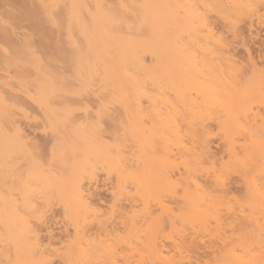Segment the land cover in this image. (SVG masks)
<instances>
[{
  "label": "rangeland",
  "instance_id": "374dc122",
  "mask_svg": "<svg viewBox=\"0 0 264 264\" xmlns=\"http://www.w3.org/2000/svg\"><path fill=\"white\" fill-rule=\"evenodd\" d=\"M44 1L57 3L56 7L51 8L57 24L50 19L53 14L48 18L42 7L40 12L37 0H0V95L3 94V98L0 97L8 98V102L12 100L9 105L13 107L0 111V264H233L242 257L251 259L254 264H263L264 0H217L229 7L226 10L230 11L224 9L225 14L214 12L208 4L214 0H202L203 3L200 0H186L188 3L196 1V5L193 3L192 6L198 7L201 14L208 10L204 13L207 14V18L204 15L206 25L197 26L203 36L199 35L194 44L191 41L192 51L198 60L203 54L209 58L206 66L200 68L203 75L199 73L200 76L204 80L214 79L215 68L222 74L226 70L227 77L230 75L232 79L226 77L225 82L227 79L234 80L233 84L240 83V88L236 84L234 87L231 84L229 88L231 85L225 82L222 85H226L230 92L236 88L241 96L238 95V100L231 103L229 97L240 93L235 89L236 94L233 90L231 95L227 93V88H221L226 91L222 92L221 97H227V102L235 109L233 112L229 106L224 107L227 103L225 99L226 103L217 108L211 104V100L206 102L205 94L198 96L191 92L197 103V106H192V117L175 121L169 118L172 112L166 95L171 93L165 87L167 82L159 85L161 91L158 90L161 77L157 78L158 83L155 82L156 89L152 85L155 75L159 74L156 69L159 59L146 47L143 48L141 43L144 39L149 40L147 29L151 26L149 19L146 20L147 16L140 18H145L143 22L138 18V8L141 6L138 4L145 0H128L130 3L126 0L124 6L125 0L100 2L102 7L105 5L104 8L123 10V19L125 16L127 18L122 30L132 39L135 36L137 40L140 36L135 47L143 63L140 74L144 75V68L149 70L148 66H157L152 68L157 72L155 78L150 70L146 78L141 76L145 93L139 94L129 106L133 115H129L118 102L115 103L116 95L109 97L107 93L113 89L108 88L107 92L105 87L98 86L97 91L96 83L102 86L97 75L92 76L89 85L82 81L85 73L82 65L78 67L81 70H77L68 58L74 50L68 34L79 41L80 36L76 30H69L65 26L67 0ZM166 2L171 4L174 0ZM85 4L90 11L95 9L93 0H85ZM125 4L129 10L124 8ZM166 10L163 13L171 16L174 8L172 11ZM82 15L88 22L87 12H82ZM161 20L165 24L164 17ZM147 23H150L148 28ZM169 32L165 33V37L171 34ZM186 35L179 37L181 42L186 41ZM160 37L155 41L158 54L159 51L165 52L168 45L162 41L168 43L174 40L161 37L162 40ZM179 47L175 45L172 50L178 51ZM33 57L41 59V74L33 64ZM180 60L172 59L170 62L172 66L179 67L183 59ZM252 60L256 62L257 70L253 68L256 72L250 68ZM217 63L219 66H215ZM236 68L239 75L237 72L233 74ZM247 72H252L250 75H253L254 82H261L263 95H258L259 88L254 82L249 83L254 98H248L249 90L247 92L246 88L244 92L241 91L244 87L241 84L247 79L241 78V75ZM40 79L41 86L47 80L57 81V85L61 81L63 86L57 92L62 93H45L47 97H42L41 105L36 103L30 96ZM28 91L30 95L26 94ZM45 97L48 102L44 103ZM245 100L249 104H244ZM234 103L238 104L237 109L242 106L248 108L242 107L239 109L243 110L239 111ZM176 106L174 109L180 110V104ZM222 107L224 110H221ZM44 108L48 110L47 114ZM202 111L206 112L207 117L200 113ZM207 112H212V117ZM241 112L244 118L238 116ZM227 113L229 116L225 115ZM7 114L9 119L6 118ZM87 126L90 128L86 130ZM174 127L177 129L175 133L180 135L176 140L171 135ZM10 134L13 136L9 137ZM192 134H204L211 154L200 151L198 147L192 151L182 150L186 142L185 149L193 142L190 138ZM251 134L254 136L252 141ZM7 137H14L16 140H11L12 144H17L14 147L10 145ZM258 146L263 152L257 151ZM255 153L257 156L263 154V158L255 159L257 163L252 161ZM39 169L41 176L35 173H39ZM33 173L41 180L36 179ZM14 178L18 185H15ZM21 180L30 184L29 188L32 187L29 199L33 209L21 205ZM72 181H76V189ZM10 198L15 199L14 203L8 201ZM8 203H12L14 208H10L12 204L8 208ZM11 209L22 210V213L25 211L27 219L31 218L29 222L35 224L37 221V228H8ZM152 241H155V248L149 245ZM47 253L51 255L47 256Z\"/></svg>",
  "mask_w": 264,
  "mask_h": 264
},
{
  "label": "bare ground",
  "instance_id": "6f19581e",
  "mask_svg": "<svg viewBox=\"0 0 264 264\" xmlns=\"http://www.w3.org/2000/svg\"><path fill=\"white\" fill-rule=\"evenodd\" d=\"M94 1V6H95V9L94 10H89L88 8H87V6H86V4H85V0H67V6H68V9H67V11H66V13H65V19H64V21H65V26L70 30V29H74V30H76L77 31V33L79 34V36H80V41L79 40H76L72 35H70V34H68V36H69V40L72 42V44H73V53L70 55V57H68L69 58V61H70V63H71V65L72 66H74V68H76L77 70L80 68L79 66H81L82 65V67H83V72H85L84 73V75H83V79H82V81H85V82H87L88 83V85H89V82L90 81H92L91 80V78H93L92 76L93 75H97L98 77H99V80L101 81V83H102V86L101 85H98L99 83L97 82L96 84H97V86H96V89H97V91H99L98 89L101 87V88H103V87H105L106 89L105 90H107V92H108V88H110L111 90L113 89V91H111V92H108L107 94H109V97H110V95L111 94H114V95H112V97H114L115 95V99H114V101H115V103H119V105H121V106H123L122 108H124V110L130 115V113L133 115V110H132V108L130 107L129 108V106L131 105V104H133V101L137 98V96L139 95V94H141L142 92L143 93H145V90H143V81H142V78H146V76L149 74V73H147V72H149V70H150V73L152 72H154L153 71V69H154V66H155V64L154 65H151L152 67L150 68V66H148L149 67V70H148V68L146 69V68H144V72H145V74L144 75H141L140 74V72L139 71H141L142 69H141V66L143 67V63H142V61H141V59H140V54H139V52H137V50L135 49V47L136 46H138L137 44L139 43V42H137V44H136V41H138L139 40V38H140V36H138L139 38L137 39V40H135L134 39V37H133V39H132V36L130 37V36H128L127 35V33L125 34L124 33V29L122 30V26L125 24V18H127V16H125V18L123 19V16H122V11H114L113 9L114 8H108L107 6H106V8H108V9H106V8H104V6L102 7L100 4V2H101V0H93ZM103 1V0H102ZM132 1V0H131ZM144 1V0H143ZM160 0H145V2H141V4L139 3V2H134L135 4H137V3H139L138 5H141V6H139V13H140V17H138L139 18V20L140 21H142L143 19H145L144 17L145 16H147V19L146 20H148V21H150L151 22V26H150V29L148 28V26L150 25V23H147L148 25H147V30H148V32H149V36H147L148 38L147 39H149V40H146V39H144V42H141L142 43V47L143 48H145V49H147V51H150L151 53H152V55H154V57H155V55L157 56L156 58L157 59H159V64L157 65L158 66V68H156V69H158L157 71L159 72V74H156L157 72H154L152 75V77L153 78H155L154 77V75L156 76V78H155V81H154V83L157 81V83H158V77L160 78L159 79V83H158V86L159 85H163V84H165V83H163V82H167V86L165 85V87H167L168 88V92H170L171 93V95H166V98L168 99V101H166L168 104H169V108L171 109V112H172V115H170L171 117H169L172 121H175V120H184V119H190L191 117H192V114L194 113V111H192V106H197L196 104L197 103H195V100H196V97H192V95H191V92H193V93H195L196 95H204L205 94V98L206 99H208L206 102H208L209 100H211V104L212 105H214L215 107H217V108H219V107H221V106H223L226 102H227V100L228 99H226L227 97H224V95H223V98L221 97L222 95V92H224V93H226V91H224L226 88H227V86L226 85H228V86H230L231 84L233 85V87H234V85L236 84L237 86L236 87H239L238 86V84H240V83H235V84H233L234 82V80H231L232 79V77L229 75L228 77H231V79L229 80V79H227L228 81L227 82H225L226 81V77H227V74H226V70L224 71L225 73L224 74H222L223 72H221V71H219V69H218V71H217V69L215 68V70L217 71H215V73H214V75H216V76H212V77H215L214 79H211V78H209L208 80H204V78H202V66L204 65V66H206V62L208 61V57H206V55H201L200 57H201V59H199L198 60V58L196 57V55H195V53L192 51V48H193V46H192V44H191V41H194L193 42V44L195 43V41L197 40V39H199V38H197L199 35L200 36H203V35H201V33H199L200 31H201V29H199L197 26L198 25H200V26H205L206 25V21H205V19L207 18V14L205 15L204 13L205 12H207V11H203L202 13L203 14H201V13H199L198 11H200L199 9H197L196 8V6H192V4L193 3H195L196 1H190V3H188V1H186V0H174V2H172L171 3V0H169V2L171 3V4H167V2H166V0H161L160 2H159ZM202 3H203V1H205V0H200ZM219 1V0H218ZM217 0L215 1H212V4H210V3H208L211 7H212V9L213 10H215L214 12H219V13H217V14H225L227 11H230V10H226L227 8L229 9V7H226L227 6V4H226V6H225V4L223 5L222 4V2H218ZM58 2V1H57ZM120 2H123V1H120ZM127 2L128 3H130L128 0H127ZM126 2V0H125V2H123V4H122V6H124V3H127ZM209 2V1H208ZM232 2V1H231ZM115 3V2H114ZM143 3V4H142ZM235 3H236V1H235ZM37 4H38V9L40 10V12L42 11L41 10V7H42V9H43V12L45 11L46 12V15L48 16V18H49V16H51V14H53V13H51V8L53 7V6H55L57 3L56 2H49V3H46L44 0H37ZM120 4V3H119ZM133 4V3H132ZM135 4H134V7H136L135 6ZM166 4H167V6H166ZM191 4V5H190ZM198 4V3H197ZM205 4H207L206 2H205ZM207 4V5H208ZM221 4V5H220ZM234 4V3H233ZM103 5V4H102ZM117 5H118V3H117ZM130 6H132L131 4H129ZM173 5V6H172ZM193 5H196V3L195 4H193ZM115 6V5H114ZM114 6H112V7H114ZM125 6L126 7H124V8H127V5L125 4ZM130 6H129V8H130ZM168 8V7H170V9L168 8H166V7ZM192 6V7H191ZM200 6H201V4H200ZM200 6H199V8H200ZM231 6V5H230ZM56 7V6H55ZM133 7V8H134ZM163 7H165L164 8V10H163ZM172 7V8H171ZM226 7V8H225ZM66 8V7H65ZM117 8V7H116ZM132 8V7H131ZM173 8H174V11H172L173 10ZM232 8V7H231ZM118 9H120V8H118ZM138 9H136V8H134V10H137L138 11ZM203 10H204V6H203V8H202ZM207 9V8H206ZM205 9V10H206ZM224 9L226 10V12H223L224 11ZM232 9H234V7L232 8ZM231 9V10H232ZM254 9V8H253ZM84 10V11H83ZM125 10V9H124ZM127 10H129L128 8H127ZM169 11V10H171L172 11V14H171V16L170 15H168V14H166V13H163L164 11ZM210 11H211V9H209ZM87 12V16H88V19H89V21L88 22H86L85 21V18H84V16L82 15V12ZM131 11V10H130ZM42 12V13H43ZM44 12V13H45ZM128 12V11H127ZM131 12H133V11H131ZM201 12V11H200ZM133 14H136V12L135 13H133ZM45 15V16H46ZM130 15V14H129ZM137 15V16H138ZM144 15V17L142 18V19H140L142 16ZM206 16V18H205V16ZM168 16H170V17H168ZM56 17V16H55ZM59 17H60V15H59ZM64 17V16H63ZM130 17V16H129ZM133 17V16H132ZM161 17H164V21H165V24H163V20H161ZM50 19L53 21V23H55V24H57L58 22H57V20H56V18H54V14H53V18L52 17H50ZM41 20V19H40ZM62 20V19H61ZM138 20V21H139ZM161 20V21H160ZM128 21H130L129 20V18H128ZM133 21V20H132ZM134 21H136V20H134ZM137 21V22H138ZM144 21V20H143ZM142 21V22H143ZM131 22V21H130ZM137 22H134V23H137ZM204 22H205V24H204ZM64 23V22H63ZM160 23L162 24V25H160ZM138 24V23H137ZM202 24H204V25H202ZM208 24V23H207ZM138 25H140V24H138ZM138 25H135V26H138ZM163 25H165V26H163ZM64 26V27H65ZM125 26V25H124ZM162 27H163V30H162ZM206 28V27H205ZM130 29V28H129ZM172 29V31H170ZM170 31V32H169ZM171 33V34H168V35H166V37H165V33ZM175 34V38H173V33ZM203 32H205V30L203 31ZM134 33H136V31L134 32ZM188 33H189V35H188ZM129 34H130V32H129ZM132 34V33H131ZM164 34V35H163ZM178 34H179V36H178ZM182 34H187L186 36H185V38L184 39H186V41L184 42H181V40H180V38H181V36H182ZM161 35H163V36H161ZM171 37H170V36ZM163 37V38H170V40L173 38L174 40H173V42H171V41H169L170 43H172V45H170V43L168 42V43H166V41H162V40H164L163 38H161V37ZM176 36H178L177 38L180 40V42L178 41V39L176 38ZM150 37V38H149ZM158 37H160L162 40H159V41H162V42H165V44L167 45L166 47V50H165V52H163V53H161L160 51H159V54L156 52L157 50V45L155 44V41H156V39L158 38ZM180 37V38H179ZM167 38V39H168ZM175 39H177V42L175 41ZM147 41V42H146ZM174 41H175V43H174ZM188 42L190 43V45H188ZM147 44V43H149V45L148 46H145L144 44ZM174 43V44H173ZM180 45V47H179V50L177 51L176 49H173L172 50V48H174V46L176 45L177 47ZM140 45V44H139ZM169 46H170V48H169ZM172 46V47H171ZM148 47V48H147ZM20 48V47H19ZM152 48V49H151ZM156 48V49H155ZM190 48H191V50H190ZM160 49V48H159ZM170 49V50H169ZM176 50V51H175ZM16 51H17V49H16ZM175 51V52H174ZM190 51H192V52H190ZM23 52V51H22ZM161 53V54H160ZM174 53V54H173ZM214 54H215V52H213ZM28 54H30L29 52H28ZM53 55V54H52ZM159 55V56H158ZM174 55V56H173ZM177 55V56H176ZM63 56V55H62ZM205 56V57H204ZM179 57V58H178ZM155 58V59H156ZM205 58H207L206 59V61L204 60ZM172 59H173V61L175 60H178V59H183V61H181L180 63H182L179 67L178 66H172V62H170V61H172ZM251 59V58H250ZM11 60V59H10ZM7 61V60H6ZM158 61V60H157ZM156 60H155V62H157ZM251 61V60H250ZM14 62V61H13ZM205 62V63H204ZM168 65H167V64ZM252 63V64H251ZM256 62L255 61H253L252 60V62H250V65L252 66V67H250L251 68V70L252 71H255L256 72V70H257V67H256V64H255ZM33 64H34V66H35V68H36V70L38 71V72H40V74H41V59L38 57V58H35V57H33ZM164 64H166V65H164ZM174 64H175V62H174ZM145 65V64H144ZM175 65H177V64H175ZM216 65H218L219 66V64L217 63V64H215V66ZM157 66H155V67H157ZM162 66H166L165 68L167 69H165L164 67H162ZM169 66V68H167ZM203 66V67H204ZM79 67V68H78ZM236 67V66H235ZM153 68V69H152ZM160 68H162V70H164V71H162ZM200 68H202L201 69V71H200ZM256 68V70H254V69ZM43 69H45V68H43ZM140 69V70H139ZM184 69H187V70H184ZM220 69H222V67H220ZM79 70H81V69H79ZM223 70V69H222ZM46 71V70H45ZM50 71V70H49ZM143 71V70H142ZM160 71H162L161 73H160ZM165 71H167L166 73H167V75L165 74ZM234 71H235V73H234ZM233 71V74H237L238 73V71H239V69H238V71H237V68L235 69ZM218 72L220 73V75L218 74ZM227 72H231L232 73V71H227ZM237 72V73H236ZM147 73V74H146ZM202 75V76H200V74ZM230 73V74H231ZM248 73V72H247ZM242 73V74H244V75H241V78H243V77H245V78H247V79H245V78H243V79H245V83L244 84H241V85H243L244 87H243V90H241L242 92H244L245 90L248 92V90H249V92H248V98H250L251 97V99L252 98H254V96H252L253 94H252V88H251V86H250V84L249 83H253L254 81H253V75H250V74H252V72H250V73ZM42 74H43V72H42ZM162 74H164V77H163V75ZM217 74H218V76H217ZM241 74V73H240ZM247 74V75H246ZM146 75V76H145ZM157 75H159V76H157ZM223 75H224V77H223ZM237 75H239V73L237 74ZM249 75H250V77H252V79L249 77ZM45 76V75H44ZM61 76V75H60ZM141 76H143L142 78H141ZM145 76V77H144ZM219 76H221V77H223V78H219L218 80H217V77H219ZM236 76V75H235ZM39 77V76H38ZM52 77V76H51ZM57 77L58 76H56L55 77V79L57 80ZM227 77V78H228ZM61 78V77H60ZM152 78V79H153ZM167 78H168V81H167ZM241 78H240V80H241ZM37 79V78H36ZM163 79H165V80H163ZM252 80V82H251V80ZM63 80V79H62ZM239 80V81H240ZM250 80V82H248L247 83V81H249ZM60 81V80H59ZM161 81V82H160ZM229 81H232L231 83L229 82ZM259 81V80H258ZM258 81L257 82H254V83H256V85L258 86V88H259V92H257L258 93V95H259V93H261V91H263V88H262V84H261V82H259V84H258ZM46 82V81H45ZM55 82V81H54ZM53 81H48L47 80V82L46 83H44L42 86H41V84H42V82H41V79L40 80H38V82H37V84H36V87H35V89H34V92H32L33 94L29 97L30 99H33L36 103H38V104H40L41 105V101H42V97H44V96H46L47 97V94H51L52 95V93H59V92H57V90H61V87L63 86L62 85V82L60 81V84H56V82L54 83ZM94 82V81H93ZM223 82H225L224 84H226L225 86L224 85H222V83ZM92 83V82H91ZM152 84L154 87H155V89H156V84L157 83H155V84ZM161 83V84H160ZM64 84V83H63ZM85 85H86V83H84ZM94 84V83H93ZM261 84V85H260ZM92 85V84H91ZM222 85V87H220ZM232 85L229 87V88H231L232 87ZM247 85V86H246ZM249 85V86H248ZM98 86H100V87H98ZM158 86H157V88H158ZM220 88H219V87ZM256 86V87H257ZM262 88V90H260V87ZM90 87H92V86H90ZM98 87V88H97ZM160 88H158V90L159 89H161L162 90V87L161 86H159ZM165 87H164V89H165ZM223 87H225V89L224 90H222L221 88H223ZM64 88H66V85H64ZM63 88V89H64ZM229 88H227V90L229 89ZM240 88V87H239ZM246 88V89H245ZM95 89V88H94ZM93 89V90H94ZM95 89V90H96ZM217 89H219V91L217 90ZM236 88H234L233 90H234V93L236 92V90H235ZM245 89V90H244ZM251 89V90H250ZM114 90H115V92H114ZM161 90H159V91H161ZM220 90H222L221 91V93H220ZM230 90H232V89H230ZM233 90L231 91V92H233ZM66 91V90H65ZM96 91V92H97ZM110 91V90H109ZM165 91V90H164ZM106 92V91H105ZM114 92V93H113ZM230 91L228 90V92L227 93H229ZM230 92V93H231ZM237 92H239L240 93V91L239 90H237ZM28 93V94H27ZM45 93H47V94H45ZM62 93V92H61ZM61 93H59V94H61ZM156 93H157V91H156ZM211 93V95L210 96H208L209 94ZM223 93V94H224ZM250 93V94H249ZM26 94L27 95H30L29 94V91L28 92H26ZM64 94H65V92H64ZM158 94V93H157ZM159 94H163V95H165L164 93H161V92H159ZM167 94V93H166ZM206 94H208V95H206ZM236 94V93H235ZM234 94V95H235ZM1 95H3V94H1ZM0 95V96H1ZM57 95V94H56ZM63 95V94H62ZM226 95V94H225ZM229 95V94H228ZM231 95H232V93H231ZM230 95V96H231ZM238 95H240L241 96V93L240 94H236L235 96H233V97H236L235 99L232 97V101L230 100L231 99V97H229V101L231 102V103H233V102H235L236 100H238V97H240V96H238ZM243 95V94H242ZM244 95H246V94H244ZM249 95H251V96H249ZM261 95H263V93H261L260 94V96ZM61 96V95H60ZM64 96V95H63ZM63 96H61V97H63ZM108 96V95H107ZM167 96H169V97H167ZM172 96V97H171ZM227 96V95H226ZM238 96V97H237ZM2 98H3V96H1ZM0 97V111H2L3 109H5V107H9L10 105V101H12V100H10L9 102H8V98H7V100H5V99H2ZM7 97V96H6ZM46 97L44 98V103L47 101L48 102V100H45L46 99ZM65 97V96H64ZM171 97V98H170ZM211 97V98H210ZM243 97V96H242ZM58 98H60V97H58ZM57 98V99H58ZM201 99H204V98H202V97H200ZM210 98V99H209ZM247 98V97H246ZM245 98V99H246ZM11 99V98H10ZM54 99H56V98H54ZM111 99V98H110ZM166 99V100H167ZM224 99H225V101L226 102H224ZM234 99V100H233ZM60 100H62V98H60ZM64 100V99H63ZM112 100H113V98H112ZM198 100V99H197ZM241 100V99H240ZM244 100V99H243ZM242 100V101H243ZM249 100V99H248ZM50 101H52V99L50 100ZM49 101V102H50ZM110 101V100H109ZM199 101V100H198ZM202 101H204V100H202ZM202 101H200V103H202ZM228 101V102H229ZM52 102H54V101H52ZM64 102V101H63ZM111 102V101H110ZM210 102V101H209ZM226 103L225 105H224V107L225 108H227V106H229L228 108H231V106L229 105V103ZM240 102V101H239ZM12 103V102H11ZM14 103V102H13ZM177 103H179L180 104V110H177V109H174L175 108V106H176V104ZM230 103V104H231ZM50 103H48V105H49ZM221 104H223V105H221ZM235 104V103H234ZM234 104H232V105H234ZM243 104V103H242ZM244 104H249V101H248V103L246 102V100H245V103ZM243 104V105H244ZM14 106H15V104H13ZM43 105V104H42ZM45 105V104H44ZM43 105V106H44ZM47 105V104H46ZM52 105H53V103H52ZM210 106L209 105V107L211 108V107H213L214 108V106ZM236 105H238V104H235V106ZM132 106V105H131ZM176 107H178V106H176ZM202 107V106H201ZM208 107V106H207ZM242 107H244V106H242ZM242 107H239V108H242ZM10 108V110L13 108H11V106L9 107ZM47 108V107H46ZM46 108H44V110L46 109ZM237 109V106H236V109L237 110H239V111H242L243 109ZM245 109H247L248 107H244ZM8 109V108H7ZM49 109V108H48ZM52 109V108H51ZM50 109V110H51ZM130 109V110H129ZM203 109H204V104H203ZM209 109V108H208ZM216 109V108H215ZM232 110H234L233 112H235V109H234V107L233 108H231ZM244 109V110H245ZM129 110V111H128ZM131 110H132V112H131ZM177 110V112H175V111ZM211 110V109H210ZM210 110H208L209 112H210ZM221 110H224L223 109V107H222V109ZM227 110V109H226ZM236 110V111H237ZM3 111H5V110H3ZM46 111H48V110H45V114H47V112ZM52 111V110H51ZM51 111H49V112H51ZM53 111H56V110H53ZM214 110H212V112H213ZM218 111H219V109H218ZM10 112V111H9ZM170 112V111H169ZM168 112V113H169ZM174 112H175V116H174ZM211 112V114H209L208 112V116H210L211 115V117H212V113ZM227 112V111H226ZM246 112V111H245ZM2 113V112H1ZM199 113V112H198ZM200 113H202L203 114V116H204V114L206 113H204L203 111L202 112H200ZM225 113V112H224ZM230 113V112H229ZM229 113H227V114H225V115H228ZM9 114V113H8ZM8 114H7V117L6 118H8ZM57 114V113H56ZM55 113H54V115H56ZM201 114V115H202ZM234 114V113H233ZM233 114H230V115H233ZM53 115V114H52ZM199 115V114H198ZM236 115V114H235ZM234 115V116H235ZM238 115V114H237ZM242 115V112H241V114L240 115H238L239 117H243L244 118V116H241ZM243 115H244V112H243ZM0 116H2V115H0ZM59 116V115H58ZM200 116V115H199ZM203 116H200L201 118L203 117ZM229 116V115H228ZM227 116V117H228ZM238 116H235V118H237ZM10 117V116H9ZM47 117H49V116H47ZM60 117V116H59ZM175 117V118H174ZM205 117H207L206 116V114H205ZM233 117V116H232ZM239 117L237 118V119H239ZM246 117V116H245ZM50 118H51V116H50ZM53 118V117H52ZM56 118V117H55ZM229 118L230 117H228V120H229ZM234 118V119H235ZM9 119V118H8ZM64 119H66V118H64ZM237 119H235L236 121H238ZM61 121L63 120V119H60ZM171 122V121H170ZM237 123V122H236ZM58 124V123H57ZM225 126V125H224ZM223 126V127H224ZM227 127V126H226ZM237 127V126H236ZM239 127V126H238ZM87 128H90V126H87L86 127V130H87ZM175 128V127H174ZM239 129V128H238ZM81 130H82V128H81ZM176 128H175V130H173V133L171 134V135H173L174 136V138L173 139H178L179 138V134H176L175 132H176ZM245 130V129H244ZM84 131V130H83ZM89 131V130H88ZM244 132V131H243ZM252 131H250L249 133H251ZM247 133V132H246ZM253 134V133H252ZM251 134V138H250V140L252 139V135ZM240 135V134H239ZM254 135H255V133H254ZM9 137L10 136H13V135H8ZM191 137V139L193 140V142H190V144H189V142H188V144H189V146H187V149H185V147H184V145H186V143L183 145V147H182V150L184 149V150H186V151H192V150H194L195 149V147H198L199 148V150L200 151H203V152H206V153H209V154H211V151L209 150V145H208V143H207V141H206V139H205V137H204V134L203 135H190ZM9 137H7L8 138V140H9V142H11V144L10 145H12L13 147L17 144H12V142L13 141H11V140H14L15 138L13 137H11V139H9ZM178 137V138H177ZM254 137V136H253ZM170 139V138H169ZM168 139V140H169ZM16 140V139H15ZM167 140V141H168ZM191 140V141H192ZM253 140H255V138H253ZM257 140H258V138H257ZM252 141V140H251ZM15 142V141H14ZM17 142V141H16ZM258 142V141H257ZM256 142V143H257ZM172 144V143H171ZM187 144V145H188ZM257 145H258V143H257ZM12 146H11V148H12ZM253 147H256V145L254 146L253 145ZM14 149V148H13ZM12 149V150H13ZM258 149H259V146H258ZM258 152H263V151H261L260 149L259 150H257ZM10 152V151H9ZM12 152V151H11ZM254 152H256V149L254 150ZM256 154V153H255ZM264 154V153H263ZM263 154L261 153V155L260 154H258V156H257V154H256V156L254 157V159L252 160V161H254L255 159H257V158H259L260 156H262V158H263ZM28 156V155H27ZM262 158H260V159H262ZM260 159H259V161H260ZM258 160V159H257ZM257 160H255L256 162L255 163H257L258 161ZM34 161H36V160H34ZM31 162H33V160L31 161ZM12 163V162H11ZM36 163H38V162H35V164ZM255 163L253 162V164L255 165ZM76 164V163H75ZM253 164H251L252 166H253ZM32 165H34V163L32 164ZM76 165H78V164H76ZM14 167V166H13ZM35 167V166H34ZM77 167V166H76ZM75 167V168H76ZM38 169V168H37ZM79 169H81L80 167H79ZM35 170V169H34ZM34 170H32V171H34ZM40 170L41 169H39V170H37V171H39V173H37V172H35L36 173V175L37 174H41V172H40ZM76 170H78V169H76ZM31 171V172H32ZM26 172V171H25ZM245 172V171H244ZM35 173H33V175H34V177L36 178V179H40L39 177H36V175H35ZM246 173V172H245ZM32 174V173H31ZM38 175V176H39ZM244 175V174H243ZM247 175V173L245 174V176ZM13 176V175H12ZM17 176V175H16ZM26 175L24 174V177H25ZM41 176V175H40ZM20 177H22L23 179H24V177L23 176H20ZM18 178V179H21V178ZM247 177V176H246ZM245 177V178H246ZM13 178V177H12ZM31 178H32V176H31ZM75 179H76V177H74ZM74 178H72V179H74ZM248 179V178H247ZM249 179H251L250 177H249ZM13 180H15V178L13 179ZM25 180H26V178H25ZM25 180H23L24 182H22V180H21V184L19 185L20 186V190L22 189L23 190V202H22V206H26L27 207V209H28V207H30L31 209H33V207L34 206H32L31 207V205H33V203L32 204H30V199H29V197H31L30 195H29V193L31 192V190L30 189H32V187L31 188H29V185L30 184H28ZM31 180V182H32V179H30ZM41 180V179H40ZM78 179H76V181H77ZM16 181V183H17V180H15ZM76 181H74L75 183H76ZM250 181V180H249ZM10 182V181H9ZM11 182H13L12 180H11ZM73 182V181H72ZM74 182H73V187H74ZM33 183V182H32ZM31 183V184H32ZM37 183H38V181H37ZM10 184V183H9ZM39 184H40V181H39ZM77 184H78V182H77ZM76 184V186H78ZM15 185H18V183L17 184H15ZM15 185H13V186H15ZM34 185V184H33ZM13 186H12V188H13ZM10 187H11V185H10ZM10 187H8V189L9 190H12V188L10 189ZM18 187V186H17ZM16 188V187H15ZM14 188V189H15ZM75 189H76V187H74ZM19 189V188H18ZM9 190H8V192H9ZM16 190H17V188H16ZM20 190L18 191V192H20ZM77 190H79L78 188H77ZM14 191V190H13ZM12 192V191H11ZM33 192V191H32ZM10 193V192H9ZM21 193V192H20ZM11 194V193H10ZM12 194H13V192H12ZM11 198H12V196H11ZM11 198L8 200V201H10L11 200ZM15 198V197H14ZM13 198V200H11L10 202H12L13 201V203H14V199ZM10 204H12V203H8V208L10 207L9 205ZM15 204H16V202H15ZM17 205V204H16ZM13 206V204L11 205V207L10 208H14V207H12ZM17 207V206H16ZM19 208V207H18ZM22 208V207H21ZM24 208V207H23ZM29 208V209H30ZM21 210V209H20ZM19 210V211H20ZM25 210H26V208H25ZM22 211V210H21ZM18 212V211H16V210H14V209H11L10 210V212H9V217H8V221H9V227L8 228H26V229H28V230H31L32 228H37L36 226V224H37V221H35L36 223L34 224H32V221L31 222H29V220L31 219H27V215L28 214H26V212H25V214H24V212L22 213V212ZM27 211V210H26ZM30 213H32L31 211H30ZM31 216V215H30ZM7 219V218H6ZM32 220H33V218H32ZM7 221V222H8ZM18 225V226H17ZM36 225V226H35ZM8 226V225H7ZM258 228V227H257ZM25 229V230H26ZM13 233V232H12ZM153 242V241H152ZM151 242V244L149 243V245L152 247L153 246V248H155V246H156V244H154V242L152 243ZM79 247V246H78ZM79 248H81V247H79ZM152 249V248H151ZM48 255H51V253L50 254H48L47 253V256ZM56 255V254H55ZM59 255V254H58ZM63 255H66L65 253L63 254ZM44 258V257H43ZM47 258V257H46ZM48 258H50V257H48ZM45 259V258H44ZM39 260H41V257L39 258ZM48 260V259H47ZM46 260V261H47ZM51 260V259H50ZM251 259H249V258H246V257H242V258H239L238 260H236V261H233V264H254V263H252L251 261H250ZM49 261V260H48ZM264 261V260H263ZM263 264H264V262H262Z\"/></svg>",
  "mask_w": 264,
  "mask_h": 264
}]
</instances>
